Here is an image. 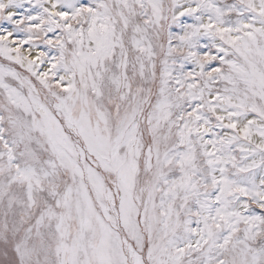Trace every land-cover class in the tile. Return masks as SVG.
Instances as JSON below:
<instances>
[{
  "label": "snow or ice",
  "instance_id": "obj_1",
  "mask_svg": "<svg viewBox=\"0 0 264 264\" xmlns=\"http://www.w3.org/2000/svg\"><path fill=\"white\" fill-rule=\"evenodd\" d=\"M0 264H264V0H0Z\"/></svg>",
  "mask_w": 264,
  "mask_h": 264
}]
</instances>
